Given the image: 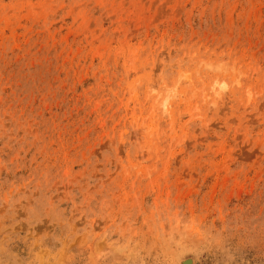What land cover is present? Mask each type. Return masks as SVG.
<instances>
[{"label": "rangeland", "instance_id": "obj_1", "mask_svg": "<svg viewBox=\"0 0 264 264\" xmlns=\"http://www.w3.org/2000/svg\"><path fill=\"white\" fill-rule=\"evenodd\" d=\"M264 264V0H0V264Z\"/></svg>", "mask_w": 264, "mask_h": 264}, {"label": "bare ground", "instance_id": "obj_2", "mask_svg": "<svg viewBox=\"0 0 264 264\" xmlns=\"http://www.w3.org/2000/svg\"><path fill=\"white\" fill-rule=\"evenodd\" d=\"M192 263V259L188 258L182 261V264H191Z\"/></svg>", "mask_w": 264, "mask_h": 264}]
</instances>
